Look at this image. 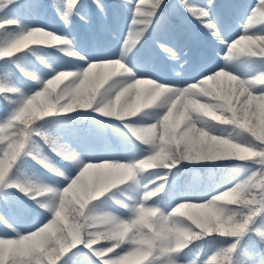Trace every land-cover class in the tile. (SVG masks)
<instances>
[{
    "label": "snow or ice",
    "instance_id": "obj_1",
    "mask_svg": "<svg viewBox=\"0 0 264 264\" xmlns=\"http://www.w3.org/2000/svg\"><path fill=\"white\" fill-rule=\"evenodd\" d=\"M85 2L53 0L52 6L66 24L70 25L75 17L88 24L90 17L82 12ZM92 3L107 20L102 0ZM117 3L118 10L128 17L120 58L90 60L79 71L53 69L46 80L21 69L33 82L28 91L12 82L10 67L18 65L30 51L35 55L36 47L64 46L61 50L66 56L82 61L86 58L66 35L41 27H24L16 18L0 19V61L9 66L5 71L7 82H0V97L10 108L0 117V196L7 198L9 190L15 189L43 210L40 219L25 231L0 212V223L11 233L0 235V264H32L34 258L39 264H74L77 255L89 264H183L188 254L185 250L191 251L194 242L203 241L201 248H210L218 237L225 238L220 239V246L204 259L197 256L191 264H264V71L241 78L227 66L218 67L211 57H204L202 73L195 82L182 86L138 75L139 68L128 56L146 34L158 36L156 47L169 61L186 58L197 34L177 24L170 26L176 43L159 38L169 27L162 15L167 0ZM179 5L207 34L208 47L213 52L219 50V45L227 47L222 57L226 65L243 60L264 62V0H256L243 22H237L239 33L234 38L227 35V13L233 10L225 7L222 15L220 0H179ZM21 6V0H0V14L6 16ZM16 28L20 29L18 33L9 32ZM99 72L105 73L106 79L99 87L88 90L90 79ZM62 74L69 75L65 79ZM205 109L210 116L205 115ZM151 111L159 113L152 122L137 119ZM84 112L118 122L110 127L135 146L136 155L128 161L82 160L63 142L55 126L86 119L74 116ZM98 127L102 130L107 126ZM48 150L76 165L77 174H66L47 155ZM29 158L52 176L67 181L66 186L56 188L17 180L19 167ZM149 161H162L164 166L150 168L157 169L152 171L155 178L144 185L135 200L122 202L112 197L124 214L99 212L98 202L113 190L138 184V169ZM225 163L244 168L248 174L214 189L210 198L192 199L186 194L170 211L158 206L155 198L175 182L181 165ZM124 170L132 175L117 182V174ZM249 189L256 193L252 199L245 195ZM224 193H234L236 199L225 202ZM237 204L239 208L231 207ZM240 208L248 210L244 218L233 217L231 225L223 228L215 221L202 226L195 215L210 211L223 219L228 212ZM102 240L108 242L101 243ZM36 241L40 242L39 248L26 256L18 254L23 245Z\"/></svg>",
    "mask_w": 264,
    "mask_h": 264
},
{
    "label": "rangeland",
    "instance_id": "obj_2",
    "mask_svg": "<svg viewBox=\"0 0 264 264\" xmlns=\"http://www.w3.org/2000/svg\"><path fill=\"white\" fill-rule=\"evenodd\" d=\"M194 2L203 3L204 0H194ZM255 3L256 0H220V8L222 15L224 14L223 9L225 7H228L233 10L227 13V18L230 22V28L227 32V35L229 37L234 38V36L239 33L237 22H243L244 16ZM103 6L108 13V19L105 20L102 15L96 20L94 12V10H96V5L92 3V0H86V2L84 3L82 12L90 17V23H84L85 29H88L89 35L80 42H76L72 34V30L68 27V24H66L60 18V15L57 13L56 10L54 13L59 18L58 23L52 17H50L49 15H45L44 13L37 16L32 22H28L27 27H41L60 35H66L72 41L74 49L81 56L86 58L83 61L76 58H72L70 56H66L63 51L61 53V60L56 61V63L54 64L44 66L45 70H41L40 74L38 75L41 80L51 78V75L53 74V69H55L56 71H79L86 68L87 61L90 60H96L103 57L111 59L120 58L124 39L127 35L128 17L126 13L118 10L119 5L116 8L111 7V4L109 3H103ZM169 8L170 16L177 19L176 13H178L182 8L179 5V0H173ZM97 9L98 11H100L99 8ZM177 24H183L190 28L192 31L196 32L197 34V40L191 46L189 55L186 58H182L180 61L167 60L163 55L157 52L158 49L156 47L155 41L158 36L156 34H151V38L153 39L152 43L148 41V39L144 40V38L142 40L143 44L141 45V48L136 51V53L138 52L137 57H133L132 52L134 50L129 53L128 56V59L132 61V65L139 68L138 75H147L152 77L153 79L159 80L160 82H166L176 86H182L190 82H195V78L202 73L205 68V64L203 62L204 57H211L212 62L218 67L227 66L230 71L240 76L241 78H251L252 76L258 74V72L253 68L254 63L256 62L255 60H243L240 62H235L231 65H226V62L222 59V57L226 55L227 47L224 45H219V50L213 52L208 47L209 38L207 34L203 32V30L199 29V26L194 21L180 17ZM253 31H258V29H253ZM159 38H166L170 42L176 43L175 36L170 28L165 31H162L159 34ZM154 56H157V59L155 61ZM144 59L148 65V68L145 71H142L141 65ZM185 60L187 61V63H185ZM160 63H162V65L165 67L163 70H161V66H159ZM0 82L7 81L0 78ZM62 86L63 85H61V87ZM32 87L33 82L31 88ZM23 90L28 91L29 88ZM158 114L159 113L156 111H151L145 113L142 117H139L137 119L148 120V122H152V120H154ZM99 124H104L107 127L101 130L98 127ZM116 124H118V122L116 121L104 119H91L88 123V127H86L85 131L79 134L78 138L68 139L62 136L61 137L63 142L68 144L74 151H76L80 155L81 159L84 160L86 163L102 162L104 159L108 158L118 159L121 161H128L136 155V148L132 143L128 141L127 138H125L118 131H116L115 128L110 127L111 125ZM47 155L66 174L72 176L77 174L78 168L76 165L69 164L61 160L52 152L49 153L47 151ZM29 169L33 175L32 178H30L29 182H37L40 184L51 185L56 188H62L67 184V181H61L59 178L52 176L50 173L46 172L43 168L40 167V165L36 163L29 164ZM226 177L227 178L224 177L223 180L220 181L219 185L216 187L213 184L208 185V190L206 192H203L202 194L189 193L191 195V198H210V194L214 189L226 184L232 179H239V177L232 171L227 173ZM149 182L150 181L141 179V177L139 176L138 184H132L131 186L126 185L119 190H113V193L106 196L103 201L98 202V211L101 213L114 212L116 214H124L123 210L119 209L117 205L113 202L112 197L114 196L116 200H120L122 202L128 201L129 198L135 200L136 196L143 192L144 185L148 184ZM24 198H26L30 204L34 203L31 199L26 196ZM15 202L16 199H12L9 201L7 206L9 207L10 205L11 207H15ZM177 203L173 204L172 206H170L169 209L165 210L170 211L171 208L175 207ZM41 212H43V210L38 208L35 210L34 215H32L31 213V216H29V213H25L21 216L19 214L11 213L10 215L4 216L11 224L18 227L21 231H25L32 227L40 219L39 214ZM2 225L3 228L0 227V235L11 234L3 223ZM211 254L212 252L205 254L204 258ZM89 255L91 254L89 253ZM92 259L94 260L95 257H93ZM191 261L192 260L190 258L186 259L184 260L183 264H191ZM74 264H89V262L84 257L80 256L76 259ZM97 264H99L98 261Z\"/></svg>",
    "mask_w": 264,
    "mask_h": 264
},
{
    "label": "trees",
    "instance_id": "obj_3",
    "mask_svg": "<svg viewBox=\"0 0 264 264\" xmlns=\"http://www.w3.org/2000/svg\"><path fill=\"white\" fill-rule=\"evenodd\" d=\"M171 0H167V3L163 10H167V6L169 5ZM53 0H21V7L15 11V12H9L6 16L3 14H0L1 19L5 18H16L19 19L24 27H27V23L31 22L33 20V15L37 16L41 12H49L53 11L54 8L52 6ZM162 10V11H163ZM28 13L33 14L32 16L28 15ZM30 16V17H29ZM20 31V29H10L9 32L16 34ZM63 47L62 46H55L51 48H45L41 49L39 46L35 48L36 54L33 55L30 51L27 53L22 60L19 61L18 65H12L10 67V70L13 74V81L12 82H18L22 83L28 82V79L23 75L21 69L23 71L31 72L33 75L39 74L38 72L41 67V70L43 69V66L46 64H53L56 62V60L59 58L58 53L61 51ZM43 61V62H42ZM0 65H4V62L0 61ZM40 67V68H39ZM254 67L257 69V71H264V62H256ZM9 69L8 65H4L3 68H0V78L3 79L5 76V71ZM30 83V82H29ZM9 109V105L7 101L3 99V97H0V115H5L6 111ZM88 113V112H84ZM84 113H77L74 114V116H80L84 117ZM94 114L98 115L97 113L93 112ZM99 116V115H98ZM63 119V118H62ZM80 124L82 126L86 125L85 119L80 120H71L68 124L63 125H56L55 128L58 132L66 131V133L69 132H75V129L77 125ZM77 125V126H76ZM72 130V131H71ZM30 161L35 162L31 160L30 158L26 160V162L23 163L21 167H19V170L16 175V179L19 181L24 182L25 184L29 183L30 178H32L33 175H31V171L29 169V163ZM28 164V165H27ZM258 167V166H255ZM176 171L180 172L179 178L177 181H175L174 184L169 185L165 189L163 193L160 194L159 197L155 198L158 201V205L167 207L172 200H175L176 198H181L188 194L191 191L192 187H204L209 182L218 183L219 180H223V178H227L226 174L230 171L234 172L236 175L243 178L248 173L244 168H237L235 164L233 163H225L223 165L217 166H207V165H181L180 169H177ZM152 177V176H151ZM10 196L7 197V199L11 200V197L14 195L18 200L22 198V194L15 189H10ZM233 208H239L240 206L237 205H231ZM220 239H225L223 237L215 238L214 244L208 248H201L202 245H204L205 242L203 241H196L195 244L192 245L191 251L185 250L187 256H194L197 258V256L201 257L205 254V252L212 251L215 247L220 246ZM101 242H106V240H102ZM85 251H87L85 249ZM79 257L74 258V262Z\"/></svg>",
    "mask_w": 264,
    "mask_h": 264
},
{
    "label": "clouds",
    "instance_id": "obj_4",
    "mask_svg": "<svg viewBox=\"0 0 264 264\" xmlns=\"http://www.w3.org/2000/svg\"><path fill=\"white\" fill-rule=\"evenodd\" d=\"M63 78H67L69 74H62ZM106 79V74L103 72H99L97 74H94L92 78L90 79L89 83L87 84L86 88L88 90H93L96 87H99L103 81ZM139 99H143V97H140ZM205 115H211L210 111L205 109L204 110ZM163 162L162 161H149L145 164H143L139 169H138V175H142L148 171V169L152 167H162ZM132 175L131 171L124 170L121 171L117 174L116 176V181L120 182L122 180H127L130 176ZM245 195L249 198L252 199L256 193L252 190L249 189ZM236 199V195L234 193H224V200L225 202H232ZM248 210L245 208H240L237 210H234L233 212H228L226 215L223 216V219L221 218L220 214L210 212V211H202V212H197L195 215L199 217L200 221L202 222V226H206L209 222L215 221L220 224V226L223 228L225 226H230L231 225V220L233 217L238 218V219H243L246 212ZM40 247V242L36 241L33 242L32 244H25L22 246L21 250L18 252L19 255L21 256H26L30 253V251L34 248H39ZM32 264H39L38 259L34 258L32 261Z\"/></svg>",
    "mask_w": 264,
    "mask_h": 264
}]
</instances>
